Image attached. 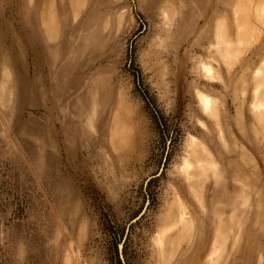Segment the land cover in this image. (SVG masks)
Listing matches in <instances>:
<instances>
[{"label": "rangeland", "instance_id": "rangeland-1", "mask_svg": "<svg viewBox=\"0 0 264 264\" xmlns=\"http://www.w3.org/2000/svg\"><path fill=\"white\" fill-rule=\"evenodd\" d=\"M145 205L128 264H264V0H0V264H122Z\"/></svg>", "mask_w": 264, "mask_h": 264}, {"label": "water", "instance_id": "water-1", "mask_svg": "<svg viewBox=\"0 0 264 264\" xmlns=\"http://www.w3.org/2000/svg\"><path fill=\"white\" fill-rule=\"evenodd\" d=\"M164 167L165 166H164V163H163L162 167L160 169V173L164 170ZM146 209H147V205H145L143 210L128 224V226L126 228V231H125V234H124L123 238L121 239V241L118 244V254H119V257H120V260H121L122 264H128L127 261H126V258H125L124 246H125V240H126L127 234L129 232L130 224L132 222L136 221L137 219H139L140 217H142V215L145 213Z\"/></svg>", "mask_w": 264, "mask_h": 264}, {"label": "crops", "instance_id": "crops-1", "mask_svg": "<svg viewBox=\"0 0 264 264\" xmlns=\"http://www.w3.org/2000/svg\"><path fill=\"white\" fill-rule=\"evenodd\" d=\"M212 248V247H211ZM211 248L208 250L205 259L203 260L202 264H206V259H207V255H209ZM245 264H252V258L251 256H246V258L244 259Z\"/></svg>", "mask_w": 264, "mask_h": 264}]
</instances>
